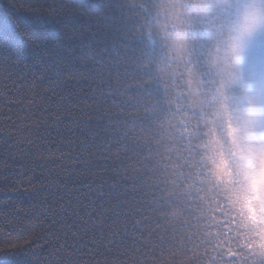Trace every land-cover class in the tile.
I'll return each instance as SVG.
<instances>
[{
	"label": "trees",
	"instance_id": "16d2710c",
	"mask_svg": "<svg viewBox=\"0 0 264 264\" xmlns=\"http://www.w3.org/2000/svg\"><path fill=\"white\" fill-rule=\"evenodd\" d=\"M31 2L0 0V184L18 186L0 190V239L31 242L0 264H264L200 160L211 21L162 79L156 0Z\"/></svg>",
	"mask_w": 264,
	"mask_h": 264
},
{
	"label": "clouds",
	"instance_id": "9594fccd",
	"mask_svg": "<svg viewBox=\"0 0 264 264\" xmlns=\"http://www.w3.org/2000/svg\"><path fill=\"white\" fill-rule=\"evenodd\" d=\"M197 19L211 21L203 26L212 40L205 66L216 77L200 121L198 148L207 185L221 192L238 227L264 250V78L241 77L248 45L264 33V0H156L150 31L165 44L164 60L156 67L162 79L171 62L182 61ZM185 83L191 106L199 110L205 97L191 72Z\"/></svg>",
	"mask_w": 264,
	"mask_h": 264
},
{
	"label": "snow or ice",
	"instance_id": "6c2138e0",
	"mask_svg": "<svg viewBox=\"0 0 264 264\" xmlns=\"http://www.w3.org/2000/svg\"><path fill=\"white\" fill-rule=\"evenodd\" d=\"M22 3H26V6L29 9L39 10L36 6L31 2V0H22ZM17 28L21 30V35L31 39L30 34L27 32L26 29L23 28L22 25L17 24ZM0 52H3L5 55L3 56L4 60H7V53L11 52L10 46H8L4 42H0ZM16 64H19L18 60H14ZM23 183V182H21ZM28 183L31 184L32 181L28 180ZM0 190L3 192H8L11 190H18V186L16 184H0ZM10 201L0 200V206H7ZM12 207L15 209V205L13 204ZM20 209H16V215H19ZM21 241H25V244H22ZM31 246V242L27 241L26 235L21 232L19 235L13 237L11 234L7 238L0 239V256L5 254L13 253L17 250H27L28 247Z\"/></svg>",
	"mask_w": 264,
	"mask_h": 264
},
{
	"label": "rangeland",
	"instance_id": "374dc122",
	"mask_svg": "<svg viewBox=\"0 0 264 264\" xmlns=\"http://www.w3.org/2000/svg\"><path fill=\"white\" fill-rule=\"evenodd\" d=\"M249 75L264 78V41L261 36L250 42L241 61V77Z\"/></svg>",
	"mask_w": 264,
	"mask_h": 264
}]
</instances>
